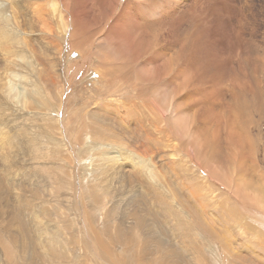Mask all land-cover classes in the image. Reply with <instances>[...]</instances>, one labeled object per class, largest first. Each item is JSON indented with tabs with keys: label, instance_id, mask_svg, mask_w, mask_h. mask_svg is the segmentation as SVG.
<instances>
[{
	"label": "rangeland",
	"instance_id": "rangeland-1",
	"mask_svg": "<svg viewBox=\"0 0 264 264\" xmlns=\"http://www.w3.org/2000/svg\"><path fill=\"white\" fill-rule=\"evenodd\" d=\"M5 1H9L7 11L13 16L14 26H18L20 20L26 19L20 23L22 35L19 42L6 44L0 38L2 40L0 41V264H16L18 257L22 259L24 255H30V251L24 250L25 244L31 249L37 246L40 254L33 257V260L39 264L42 262L40 258L47 259L50 256L53 257L51 264H107L102 256L94 251L96 240L102 241L113 251L124 252L127 260L132 264H163V260L165 264L176 263L175 256L166 254L165 250L156 245L159 240L176 247L175 251L181 256L179 264H254L248 262L247 257L257 258L256 255L260 264H264V256L260 252L264 248V96L259 100L257 96L254 97L253 93L247 91L246 108L245 106L242 108L243 101L237 104L243 118L237 117L238 113L232 111L233 119L238 123L234 128L237 129L240 125L245 128L246 133L241 135L240 143L232 136L228 143L219 146L217 155L223 161L222 166H225L215 168L219 169V173L214 172L213 168L209 171L204 164L199 166L197 157H186V153L159 157L161 161L155 162L156 166L160 164L161 167L155 168L158 173L167 166L166 173L160 172V175H163L162 180L166 177L168 184L173 181L179 184L176 192L168 191L170 195L166 193L168 195L166 197L172 202L171 205L174 204L170 207L172 216L168 217L165 214V206L155 201L157 195L153 194V199L149 195L150 189L160 188L162 185L159 182H155L154 185L150 183L155 175L134 172L132 150L128 151L133 148V142L127 141L126 136L134 131L135 125L140 123L146 125L145 117L139 116L141 122L134 120L135 118L126 110V106L120 107L115 100L120 93H123L122 99L129 98L132 93L131 84L137 82L146 98L142 100L147 105H151L147 99L154 100L155 94L159 93L158 90L163 86L161 81L147 88V85H141L138 77L132 72L127 76L121 75V67L128 63L126 61L131 60L135 37L131 40L122 39L119 43L114 41L104 43L107 38L102 37L99 30L95 31L97 34L94 35L96 38L91 53L84 57L80 54V49L88 41H91L92 46L93 38L81 31L73 16L75 12L69 10L67 1L62 2L67 22L65 32L60 18L52 14L49 7L44 6L51 0H33L34 5L28 8L29 16L26 15L27 11L18 12L12 0ZM147 1H143L141 8L147 4ZM184 1H187L184 3L185 13L194 0ZM199 3L203 8L198 10L197 14L203 21L199 20L197 24L188 21L186 27L189 30L197 29V33L208 26L207 30L210 31L206 32L203 40L212 43L209 50L218 58L227 54L233 55L234 60L227 62V71L222 78L224 85L227 84V92L235 90L230 82V76L237 78L239 82L245 76L244 80L251 82L256 79L264 89V0H199ZM1 9L0 6L2 15ZM204 14L208 20L203 18ZM224 14L230 16L216 17ZM138 16L139 13L136 11L133 19ZM129 21L122 23L121 29L128 26ZM219 22H223L221 26L229 34V42L224 38L221 41L219 37L215 41L217 30L212 32V27ZM227 27L229 30L233 28L227 31ZM106 28L107 25H104L100 29ZM187 29L184 27L185 31ZM126 32L135 36L131 28L122 33ZM233 32H238V36L234 37ZM165 33L164 29L156 30L154 43L157 46L161 45L165 38L170 41L173 39ZM173 35L179 37L180 33L176 30ZM98 42H102L104 46L97 49ZM194 42H198V48H204L199 45L203 43L199 42V38L195 35ZM225 42L229 45H225ZM9 45L12 48H7ZM66 46H68L67 54L58 56L54 48ZM105 46L108 49L105 50ZM201 60L211 62L204 57H201ZM54 62L60 64L62 68V87L58 83V77L55 78ZM107 62L111 65L106 64ZM100 71L104 77L97 76ZM126 72L125 67L123 73ZM220 81L219 76L216 82L220 83ZM51 82L56 86L50 85ZM207 85L211 88L212 83ZM221 90L218 97L221 95ZM209 95L215 97L213 94ZM226 99L230 100V93L226 94ZM201 101L206 108L210 109L212 106L210 111L212 120L214 119V123L219 122V114L213 111L214 105L210 101ZM105 102H109V105L103 109L101 105ZM168 102L160 103L161 107H164L163 110L167 111ZM225 106L230 108L231 104L226 101ZM93 110L101 113L100 121L92 119ZM185 111L189 116H195L194 107L186 105ZM102 112L106 115L102 116ZM222 112V118L225 119L223 116L227 113ZM198 114L201 120H205L203 113L198 112L197 119ZM121 119H123L122 123ZM188 122L191 123L192 120L189 118ZM122 126L127 129L121 128L124 129V138L119 131ZM155 126L150 125L151 133ZM259 131L262 134H259ZM152 135L154 136L153 133ZM169 136L176 144L178 143L180 139L178 130L174 128ZM123 141L124 145L120 146ZM157 145H160V151H164L163 143ZM241 146H244L242 151H240ZM170 151L169 146L164 152L167 155ZM144 153V159L148 160L151 154ZM177 164L182 169H176ZM234 171L238 173L234 174ZM185 176L189 179L191 177L202 179L200 181L204 189L201 194L208 193L205 198L209 197L206 200L209 204L210 200H213L207 207L212 211L216 222L227 225V231L224 225H220L218 228L221 229L219 228L216 233V237L222 240L223 249L219 244L218 247L215 246L216 240L213 241L202 233L204 232L202 229L196 232V236L199 235L197 237H183L178 234L176 229L178 224L184 235L190 234L188 224L192 225L191 219L196 211L194 206L184 207L182 203L172 200L176 194L186 193L189 200L194 201L195 196H190L189 179ZM237 179H240L242 187L250 188L248 193L250 195L252 193L255 198L247 194L242 199V196L235 193ZM208 191H214L218 198ZM249 198H252V201ZM224 199L227 211L221 206ZM231 210L233 213L229 214ZM137 213L146 224V228L142 225L141 232L134 227V217ZM226 213L229 214L228 219L225 217ZM92 226L98 231L88 228ZM118 226L122 228L124 239L117 240L118 237L116 233L114 234ZM151 226L155 229L154 240L146 235L152 233L149 232ZM125 231L130 236L125 237ZM221 231H225L227 235ZM14 237L17 239L16 244L12 242ZM243 243L245 244L243 251L235 249ZM253 244H257L256 247L260 251L254 252ZM56 247L65 248V254L56 253L53 256L50 249Z\"/></svg>",
	"mask_w": 264,
	"mask_h": 264
},
{
	"label": "bare ground",
	"instance_id": "bare-ground-1",
	"mask_svg": "<svg viewBox=\"0 0 264 264\" xmlns=\"http://www.w3.org/2000/svg\"><path fill=\"white\" fill-rule=\"evenodd\" d=\"M66 1H67V6H68L69 10L75 12V13H73V16H74L75 20L77 21V23L79 24L81 31L84 34L91 35V37L93 38L92 46H91V41H88L80 49V51H81L80 54H82V56L85 57L86 55L88 56V54L91 53V50H92V47L94 45L95 38H96V37H94V35L97 34L95 31L99 30V33L101 34V36L107 38L106 42H104V43H108L110 41H114L116 43H119L122 39L131 40L132 38L135 37V39H134V50H133V53L131 55L132 56L131 60L126 61V63L128 62L129 64L128 63L124 64L121 67V69H120L121 75L127 76L128 74H130L132 72L133 74H135L138 77L141 85H143V86L147 85V88H151L153 85H156V84L160 83L161 81H163V86L158 90L159 93L155 94V99H154L155 101L150 99V98L147 99L148 101H150L151 105H147L146 102L142 100L145 97V95H143V92H142L143 89L141 88V86H138L137 82L133 85L131 84L132 93H131V96L129 98L125 97V100L122 99L121 95H123V93H120L119 97L116 98L115 100L118 101L117 103H119L120 107L126 106V110L128 111L129 114H131L135 118L134 120L141 122L139 119V116H140V118H141V116L145 117L146 125H142L141 123L139 125H135L134 131L132 130V133L126 136L127 141L133 142V148H131L129 150L127 149V150L128 151L132 150V156H133V159H132L133 165L132 166L134 168V172L136 171L137 174H139L140 172L147 173L149 176L155 175V178H153L150 183L154 185L155 182H159L162 185V187H160V188L150 189L149 195L151 196V199H153V194L157 195L155 198V201L158 203H162L165 206V208H166L165 214L168 217H170V216H172L170 207L173 206L174 204L171 205V203H172L171 200L166 197V196L170 195L167 192L168 191H171L170 193H173V191L176 192L177 189L179 188V184L178 183L175 184V181H173V183L170 182V184H168L166 177H165V180H162L161 177L163 175L161 176L160 172L162 171V173H163V171H164V173H166L165 168L167 166H165L164 170H161V171L159 170V173H158L157 169L155 170V168L159 169L161 167L159 166L160 164L156 166L155 162L158 160L161 161L162 157L164 158L165 156H168V155H179L181 153H186L187 154L186 157L196 156L197 161H199V164H198L199 166L204 164L209 168V171L211 170V168H213L214 172L219 173V169H215V168L220 167V166H221V168L225 167V166H222L223 161L217 155L219 153V146L224 144V143H228L229 139H231L232 136L235 138L234 140L236 142L240 143L239 141L242 140L241 135L245 132V128H242V126H240V125L238 126L237 129L234 128V125L238 124V123L236 122L237 120L235 121L233 119L232 111H233V113H238L236 116L237 117L239 116L242 119L243 114H241V111H239L237 104L240 101H243L242 108H244V106L246 108L245 96L246 97L248 96L247 91L253 93L252 95H255L254 97L257 96L256 98H258L259 100H262L263 96H264V89L261 88L262 85L256 79H254L251 82L250 80H244L246 78V76H245V78L241 82H239V80H237V78L230 76V82H231V84L235 90L227 92V89H226L227 84H226V86L224 85V83L222 82V78H224L225 73L227 71L226 70V68L228 67L227 62H231L234 60L233 55L227 54V56H225V57H219L218 58L212 51L209 50L212 43L208 42L205 39L203 40V37L206 36V32L210 31V30H207L208 26H207V28L203 27L204 30L198 31L197 33H196L197 29H190L189 30L186 27L188 21H193L195 24H197V22L199 20H202V18H200V16L197 14V11L203 8V5H202L203 3L202 2H201L202 4L199 3V0H194V3L192 5H190V8L185 13H184V3L187 1H184V0H148L147 4L144 5L142 8H141V6H142V3L144 0H128V1L127 0H51L50 2L47 1L44 4V6L49 7L51 13L60 18V21H61L62 26H63V32L67 31V22L65 20L64 11L62 9V7H63L62 2H66ZM7 2H9V1H7ZM7 2L5 0H0V6L2 8L1 9L2 15L0 13V38L3 39V41L6 42V44L13 43L15 41H17V42L20 41V38H21L20 35H22L21 29H20L21 28L20 23H22V21H25V19H26V18H24L23 20H20L21 22L20 21L18 22V26H14L15 24H13V22H12L13 16L12 15L10 16L8 14V11H7L8 10ZM12 2L15 3V6L18 8V12L27 11L26 15H28V16L30 15L28 8L30 6L34 5L33 0H12ZM226 2H228V1H226ZM187 6H188V4H187ZM136 11L139 13V16L135 17L133 19V15L135 14ZM31 12H34V11L31 10ZM7 14H8V16H7ZM228 16H230V14L216 15V17H218V18H220V17L226 18ZM204 17H205V14H204L203 18ZM126 20H130L129 22H127L128 26L121 29L123 27L122 23H124ZM221 23H223V22L216 23L212 27L213 28L212 32L215 29L217 30V33L215 34V38H216L215 41H217L218 37H219V39L221 41L223 40L222 38H224L229 42L230 36L228 33L225 32V29L221 26ZM225 23H224V25H225ZM104 25H107V28L105 30L100 29ZM201 25L202 24L200 23V26ZM184 27L187 29V31L184 30ZM130 28L134 32L135 36L132 34H129V32L122 33V32H124ZM159 28L164 29L166 32L165 34L168 37L173 38V39L170 41V40L165 38L163 40V43L161 45L157 46L154 43V37H155L156 30ZM120 29H121V33H120ZM176 30L179 31V33H180L179 37H175L173 35V33ZM228 30L229 29L227 27V31ZM194 35L197 36V38H199V42L203 43V45H201V44H199V45L204 47V48H198L197 47L198 42L197 43L194 42ZM210 36H211V34H210ZM233 36L234 37L238 36V32L237 33L233 32ZM208 38H209V35H208ZM210 39H211V37H210ZM0 41H2V40H0ZM98 43H99V45H98L97 49L104 46L102 44V42H98ZM0 44H1V42H0ZM225 45L228 46L229 44L225 42ZM47 46L49 47V44ZM7 48H12V47H10V45H9ZM54 49H55V52L58 53V56H59V54H61V55L65 54L66 55L68 52V46H66L64 48H60V47L56 48L55 47ZM106 49H108V47L105 46V50ZM9 50H11V49H9ZM53 53H54V51H53ZM48 55H49V53H48ZM201 57L208 58L211 62L210 63L204 62L201 60ZM108 63L111 65L110 62H107L106 64H108ZM59 65L60 64H57L56 62H54V67H55L54 71H55V76H56L55 78L58 77V79H59L58 83L62 87L63 86V84H62L63 79H61V76H62L63 72H61L62 68ZM125 67H126L127 72L123 73V69ZM97 76L104 77V75L102 74L101 71ZM219 76L221 79L220 83L216 82V80L219 78ZM236 77H238V76H236ZM67 83H68V81H67ZM207 83H212L211 88L207 85ZM50 85H52L53 87L56 86V84L54 82H51ZM221 87H222V90H221ZM170 89H172L171 92H170ZM220 90H221V95L218 97ZM124 93H125V91H124ZM227 93H230V100L226 99ZM141 94H142V96H141ZM209 94H211V95L213 94L215 97H212ZM145 99L146 98H144V100ZM249 99H251V98H249ZM106 100L108 101L110 99H106ZM201 100L210 101L215 106V107L213 106V108H214L213 111L217 112L219 114V119H220L219 122L214 123L213 122L214 119L212 120V114L210 112L212 106L210 107V109L206 108L205 106H203ZM226 101H228L231 104L230 108L225 106ZM164 102L169 103L167 111L162 109L164 107H161V104ZM256 104L259 105L260 103H256ZM108 105H109V102L108 103L105 102L101 105V108L104 107L103 109H106ZM134 105H136V107ZM159 105H160V107H159ZM186 105H189V106H192L195 108V116L194 117L189 116L188 113H186L187 112V111H185ZM104 111H106V110H104ZM222 111H224V113H227L226 116H223V117H225V119L222 118V113H223ZM197 112L200 114L203 113L205 120L204 119L201 120L199 114H198V119H197ZM89 115H90V113H89ZM100 115H101V113H99L98 110H93L91 117H92V119L100 121V119H101ZM103 115H106V114L104 112H102V116ZM167 115H169V116H167ZM189 118H190V120H192V122H191L193 124L192 126H191V123L188 122ZM241 119H239V120H241ZM122 122H123V119H121V123ZM133 122H135V121H133ZM150 125H152V126L156 125L155 129L152 131L154 136L152 135V133L149 130ZM231 125H232V127L229 128L228 126H231ZM123 127L124 126L120 127V129ZM174 128L176 130H178L179 135H180V139H179L177 144L169 136L170 131L173 130ZM124 129L127 130L125 127H124ZM124 129L119 130L122 132L121 136L123 138H124ZM259 134H262L261 131H259ZM247 135H248V133H247ZM106 139H109V138L106 137ZM119 141H121V139H119ZM163 141L165 143L169 142V144H167V143L165 144ZM158 143L164 144L162 146L164 151H165L166 147L170 146L171 151L168 152L166 155L165 152L161 150L163 152V154H162L160 151V148H161L160 145H157ZM183 143L185 144L184 146L182 145ZM123 145H124V141L120 144V146H123ZM243 147L244 146H241L240 151L243 150ZM119 151L122 152V150H119ZM107 152L110 153L109 151H107ZM112 152H114V151H112ZM144 152L151 154L150 158L147 157V158H149L148 160L144 159V157H145ZM125 156H126V153H125ZM159 157H161V158H159ZM123 158H125V157H123ZM202 159H203V161H202ZM183 162L184 161H182V163ZM171 164H172V162H171ZM161 166H163V165L161 164ZM185 166H187V165H185ZM206 166H205V168H206ZM240 166H242V165H240ZM237 167H239V164ZM183 168H184V166H183ZM205 168H203V169L205 170ZM208 168H206V169H208ZM176 169H182V167L181 166L179 167V165L177 164ZM246 169H248V168L246 167ZM233 170H234V168H233ZM238 170H240V169L238 168ZM198 171H200V170H198ZM168 172H169V170H168ZM235 172L236 171H234V174H235ZM236 173H238V171ZM164 176H165V174H164ZM172 176H174V175H172ZM185 177L187 178L188 176H185ZM177 178H179V177L177 176ZM187 179H189V178H187ZM180 180H182V178ZM200 180H202V179H199L198 177H197V179H193V177H191L189 179L190 185H188V187H190L189 190L191 191L190 196H192V197L195 196L194 201L192 200L193 202L189 200L186 193L185 194L182 193L180 195H177L176 193H174L176 195L174 197H172V200L174 199V200L178 201V203H182L184 205V207L194 206L196 208L195 214H194L193 218L191 219L192 225L188 224V231L190 234L184 235L183 230L179 227V224H178L176 229H177L178 234L183 236V237H185V236L197 237L199 235L196 236V232H198L199 229H202L204 231L202 233H204L208 237H210L211 240H213V241L216 240L215 246H217V244H219L221 249H223L224 247L222 245V240L219 239L218 237H216V233L221 229L220 227H219L220 229L218 228V226H220V225H224V228L227 231V229H226L227 225L225 226V224H223V223L220 224L219 221L216 222V218L212 215V211L207 207L212 203L213 200L212 201L210 200L211 203L209 204L208 201H206V200H208L209 197L207 199L205 198L208 193L204 194V195L201 194V191L204 189V187L202 186ZM165 182H166V184H165ZM184 183L186 184V179H185ZM211 185H212V183H211ZM236 185L237 186H235L234 191H236L235 193H238V196H242V199L244 198L243 196H246L247 194H249L248 191L250 188H246L244 186L242 187L241 183H240V179H237ZM181 186H183V185H181ZM208 186H210V184H208ZM211 188H209V189H211ZM184 190H186V189H184ZM208 192H210L211 195H213L214 197L216 196L214 194V191H208ZM251 195H252V193H251ZM251 197L255 198L253 195ZM246 199H247V197H246ZM251 199H250V201H252ZM223 201L224 202L222 203L221 206L223 207V209H225V211H227L225 199ZM253 201H255V200L253 199ZM197 206H200V208H198ZM206 207L208 209H206ZM232 213H233V210H231L229 212V214H232ZM229 214L226 213V216H225L226 219H228L227 216ZM134 218H135L134 219L135 220L134 227L136 230L141 232L143 230V226L146 228L145 220L138 213L135 214ZM145 219H147V218H145ZM205 222H211V223H205ZM196 224H197V227H196ZM213 224H216V225L214 226ZM155 227L159 228L158 226H155ZM88 228H90L91 230H93L95 232L98 231V229L94 228L93 226L88 227ZM109 228H110V226H109ZM108 230H110V229H108ZM222 230H223V228H222ZM121 231H122V228L120 226L116 227L114 234L116 233V236L118 237L117 240L122 239V238L124 239ZM153 231H155V229H153V226H151L149 232H152V233L146 234V235H148L147 237H150L152 240H154ZM147 232L148 231H146V233ZM222 233L224 234L225 231H223ZM225 235H227V234L225 233ZM124 236L128 237L130 235L125 231ZM210 238H208V239H210ZM120 241H122V240H120ZM12 242H13V244H16L17 239L14 237ZM127 242L129 243V241H127ZM91 243H93V242H91ZM94 243H95V245L93 247V248H95L94 251L96 250V253L98 255H101L102 259L107 264H132L127 260V257H125L124 252L113 251V250L109 249L107 246H105L102 243V241H100V240H96ZM210 243L213 245L212 241H210ZM114 244L116 245V243H114ZM125 244H127V243H125ZM156 245L158 247H160L161 249L165 250L166 254H169L173 257L175 256L177 258L176 259L177 262L174 264H179V260L181 259V256H180L179 252L175 251L176 247L174 248L173 246H171V244L169 245L168 243L165 244L161 240H159L156 243ZM244 245L245 244L243 243L242 245L239 246L240 249H242V251H243ZM256 246H257V244L252 245L253 249H255L254 252L260 251V249H258ZM36 247L31 249L28 244H25L24 250H25V252L30 251L29 253L31 256L29 254H28V256L24 255V257L22 259L20 257H18L16 259L15 263L16 264H39L33 260L36 256H38L40 254V251L38 252V248H36ZM86 247L88 248V243H87ZM193 247H195V245ZM197 249L199 250V248H197ZM47 250L49 251V249H47ZM64 251H65V248H63V247H61L60 249H58L57 247L50 249V253H52L53 256H55L56 253L58 255H64L65 254ZM226 252L228 253V251H226ZM260 252L264 256V248ZM140 254L142 255V252ZM52 258L53 257H51V256H50V258H47V259L40 258L42 261L40 264H49V263L51 264ZM247 261L253 262L254 264H260L261 263V262H259L258 258H254V257H250V256L247 257ZM163 264H165L164 260H163Z\"/></svg>",
	"mask_w": 264,
	"mask_h": 264
},
{
	"label": "flooded vegetation",
	"instance_id": "flooded-vegetation-1",
	"mask_svg": "<svg viewBox=\"0 0 264 264\" xmlns=\"http://www.w3.org/2000/svg\"><path fill=\"white\" fill-rule=\"evenodd\" d=\"M233 247L235 248V246L233 245ZM235 249H240V247L239 248H235ZM257 256V258H258V255H256Z\"/></svg>",
	"mask_w": 264,
	"mask_h": 264
}]
</instances>
